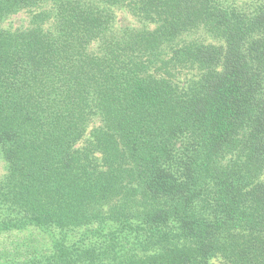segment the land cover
Listing matches in <instances>:
<instances>
[{
  "label": "trees",
  "instance_id": "trees-1",
  "mask_svg": "<svg viewBox=\"0 0 264 264\" xmlns=\"http://www.w3.org/2000/svg\"><path fill=\"white\" fill-rule=\"evenodd\" d=\"M0 264H264V0H0Z\"/></svg>",
  "mask_w": 264,
  "mask_h": 264
}]
</instances>
